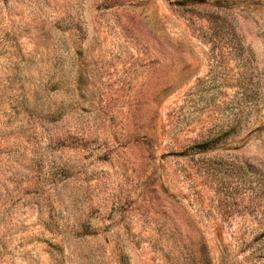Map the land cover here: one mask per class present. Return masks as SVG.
Instances as JSON below:
<instances>
[{
  "label": "rangeland",
  "instance_id": "rangeland-1",
  "mask_svg": "<svg viewBox=\"0 0 264 264\" xmlns=\"http://www.w3.org/2000/svg\"><path fill=\"white\" fill-rule=\"evenodd\" d=\"M0 264H264V0H0Z\"/></svg>",
  "mask_w": 264,
  "mask_h": 264
}]
</instances>
